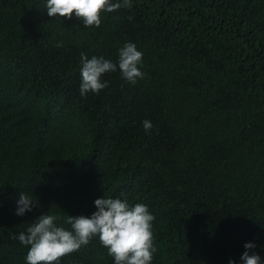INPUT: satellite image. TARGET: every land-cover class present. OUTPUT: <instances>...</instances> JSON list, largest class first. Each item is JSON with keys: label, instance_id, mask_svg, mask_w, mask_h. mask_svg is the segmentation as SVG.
<instances>
[{"label": "trees", "instance_id": "obj_1", "mask_svg": "<svg viewBox=\"0 0 264 264\" xmlns=\"http://www.w3.org/2000/svg\"><path fill=\"white\" fill-rule=\"evenodd\" d=\"M61 19L44 0H0V264H25L12 234L41 213L63 223L121 194L155 216L151 264H239L246 241L264 258V0H132L99 27ZM126 41L144 77L109 72L81 97V52L115 62ZM20 191L37 205L24 216ZM60 264L113 258L93 237Z\"/></svg>", "mask_w": 264, "mask_h": 264}, {"label": "clouds", "instance_id": "obj_2", "mask_svg": "<svg viewBox=\"0 0 264 264\" xmlns=\"http://www.w3.org/2000/svg\"><path fill=\"white\" fill-rule=\"evenodd\" d=\"M132 0H44L46 14L50 18H71L74 14L84 27H99L101 12H113L130 8ZM143 52L136 44L126 41L117 49L114 62L104 56L87 57L80 54L79 94L86 97L89 92L98 94L108 87L104 74L119 70L121 78L136 84L144 77L141 70ZM142 127L149 132L153 125L144 119ZM95 210L90 215H66L63 223L56 214L41 213L28 223L26 229L12 234V238L27 246L25 264H60V258L78 251L98 237L101 245L113 258V264H151L155 245L153 243V221L155 216L148 205L132 203L126 196H101L93 201ZM37 206L31 195L20 191L15 200L14 214L24 216ZM67 224L68 227H64ZM239 264H264V258L256 251L255 241H246ZM264 251V245H260ZM228 264H237L232 258Z\"/></svg>", "mask_w": 264, "mask_h": 264}]
</instances>
